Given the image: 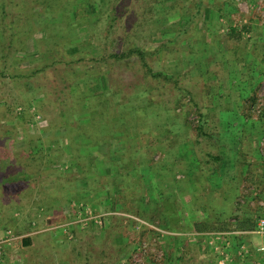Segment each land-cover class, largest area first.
<instances>
[{
  "label": "rangeland",
  "instance_id": "1",
  "mask_svg": "<svg viewBox=\"0 0 264 264\" xmlns=\"http://www.w3.org/2000/svg\"><path fill=\"white\" fill-rule=\"evenodd\" d=\"M161 1L0 0V126L13 130L11 141H1L0 229L45 231L41 264L77 254L73 239L55 229L71 202L120 215L87 234L113 242L130 237L126 260L115 254L100 264H130L143 233L124 222L125 214L158 226L177 219L193 229L195 222L218 227L235 215L242 219L246 206L254 217L264 213L256 206L264 200V110L250 114L251 98L264 102V0H227L222 13L223 0ZM221 14L224 21L216 19ZM228 25L237 33L228 35ZM206 29L219 34L207 39ZM199 43L204 54L197 55ZM132 48L145 51V61L112 58ZM261 77L245 101L250 116L234 117V108H242L239 95L250 93L247 78ZM102 95L106 112L119 120L103 124L100 135L89 114L101 109ZM31 112L41 117L29 127ZM209 154L227 160L222 177L208 169ZM189 168L194 176L187 183ZM247 187L254 191L245 193ZM18 244L0 264H31L42 253L39 243Z\"/></svg>",
  "mask_w": 264,
  "mask_h": 264
},
{
  "label": "crops",
  "instance_id": "2",
  "mask_svg": "<svg viewBox=\"0 0 264 264\" xmlns=\"http://www.w3.org/2000/svg\"><path fill=\"white\" fill-rule=\"evenodd\" d=\"M236 15H239V14L234 13L231 16H233V18H235ZM206 17H208V16L203 17L205 21H207V20L212 21L213 20L211 17L210 18H206ZM217 17L219 19H217ZM249 17H250L249 18V20H250L249 24H251L253 22V21H251V19H253V18L251 16H249ZM224 18H225V15H223V14L216 16V19L218 21H224ZM226 33H228V35H233V34H230V32L228 30H226ZM218 34H219V32L217 33V30H209V29H206V31H203V33H202V35L205 36L207 39H208V36L209 37H215ZM230 37H232V36H230ZM207 39H206V41H208V44H209L210 40H207ZM213 44H214V46L217 47V45L214 42H213ZM201 47H202V45H201V43H199L197 55H199V53L204 54V52H202L204 50L201 49ZM231 47H236V45L234 43H232ZM205 54H206V52H205ZM260 69H262V68H260ZM251 73H252V71H251ZM239 76H242V75L239 74L238 76H235L236 78H234V85L236 83H238V81H240L238 79ZM254 76L252 78L256 79V78H254ZM253 79L251 81H249V79L247 78V81L245 83L247 84L248 87L249 86L251 87V89L249 91L250 93L245 98H241L242 93L239 95L238 100H239L242 108H237V107L234 108V117L240 116V117L248 118V116H250V115H248L247 104H245V101L248 100L250 98V95L255 92V89H256L255 85L262 84L264 81L262 79V77L257 78V80H253ZM234 99L236 100L235 97H234ZM239 167H240V165H239ZM71 203H73V202H71ZM71 203L68 206V211H66L67 213L65 215V223H68V222H70V220H73V218L77 217V213H78L77 205L79 202L76 201L73 204H71ZM81 203H83V202H81ZM85 205L90 206V208H92L94 211H96L98 213L107 214L106 218H104V223L101 226L94 224V223H91L88 225L76 224V225H73L70 227L72 238H69V239H73V241L70 243H72L75 247H77V254H75L74 256L72 255L71 258L68 257L69 261L67 260L68 262H63L62 264H100L101 262L106 263L107 261L115 258L114 257L115 254H117L115 259L118 258V260H120V259L126 260L125 257L127 254L125 253L124 248L127 246L128 242H129V238H130V237H127V235L125 237L128 238V242H126L127 240L124 237L123 238L118 237V240H117L118 242L116 240H114V242H113V241H111L112 239L110 240L107 237L106 238L104 237L103 239H100L96 236H95V238L89 237L90 233L92 232L90 227L93 228V231L97 230V228H103L105 226V224H107L110 217H119L120 215H118L116 212H112V211H100L97 208H95L94 206L87 204V203H85ZM48 222H53L51 217H48ZM124 222L128 223L129 221L124 219ZM65 223H63V224H65ZM35 224L33 223L34 227L36 226ZM133 224L135 226L134 228L137 229L138 225L135 222H133ZM11 231H13V230H11ZM44 232L31 231L25 235H21V234H17L14 231L13 232L14 235L18 236V238L16 241L12 242L10 245H7L5 247V249L3 250L1 259L4 258V255H6V253L8 255V252H7L8 249L15 248L17 245L19 247V244H18L19 241L21 244L20 245L21 249L31 248L33 245L35 246V243H39L37 245V247L39 249V252L42 251V253H38L37 255L33 256L32 258H29L28 261H30L31 264H41L42 262L45 261V258L43 257V249H44L43 241L44 240L47 241V239H46V237L40 239L39 236H40V234H42ZM173 233H178L179 235L165 236L164 238L161 239L162 247H164V244H165V246L167 248V249L164 248V250L166 252V264H210V263L218 264V260H219L218 253L214 250V248L212 246H208V245H210V237L207 235L209 233L195 232L194 230H191V229H189V231H187V232H173ZM77 234H79L81 236L83 235V238H79L81 236H79ZM87 234H89V235H87ZM63 236H64V238H67L65 236L64 232H63ZM24 238H31L32 245L29 247H24L22 245V240ZM81 239H83L86 243L83 242ZM254 239H255L254 237H246V238H243V237L234 238L233 237V242L236 244H239L242 241H248V243L250 244V240H251V242H252L251 245L255 246L258 243H254ZM77 240H79V242H77ZM80 241L83 242V243L82 242L81 243L84 246H87L88 250L86 251V253L83 252V254H82L80 248L83 246L80 243ZM195 245L198 247V254H196V255H195V248L193 247ZM56 249H57V251H59V253L61 255L64 253V248L63 249L61 248V250H60L57 247ZM229 252L231 253V256H232V261L229 264H259L261 261V258L256 254H253L251 257H246V258H239L237 256L234 257V254L236 252V246H234V244H232L231 248L229 249ZM20 258L19 259L16 258V261L18 262L20 260ZM1 259H0V261H1ZM98 260H100L99 263H97Z\"/></svg>",
  "mask_w": 264,
  "mask_h": 264
},
{
  "label": "built area",
  "instance_id": "3",
  "mask_svg": "<svg viewBox=\"0 0 264 264\" xmlns=\"http://www.w3.org/2000/svg\"><path fill=\"white\" fill-rule=\"evenodd\" d=\"M263 107L264 102L262 98H257L255 103L251 104L250 112L255 116H259L264 110ZM37 119H39L38 116ZM190 120L193 123L198 124L199 116L195 113H192ZM260 149L264 151V138H262L260 141ZM249 191L253 192L254 189L249 190V187H247L245 189V193H249ZM243 202V198H238L237 204L241 205ZM256 206L264 211V200H258L256 202ZM77 209L78 213L76 218H73V220H70V222L59 225L55 228L62 229V231L70 238H72L70 231L71 226L76 224L88 225L91 223L101 226L103 225L104 218H106L107 215L98 213L90 208V206L83 203L78 204ZM122 216L135 222L138 225L137 230L141 231L144 228L147 230V233L150 234L143 238H139L134 252L131 255L130 264H148L150 261L156 263L162 262L166 258V252L162 247L161 239L165 236L179 234L166 231L156 224L147 222L133 215L125 214ZM236 221V218L231 220L232 227L229 231H219L207 234L210 237V246H212L219 255L218 264H228L232 261V256L229 252L232 244L236 246L234 257L237 256L239 258H246L256 253L261 258L262 264H264V214L254 217V226L252 229L239 230L236 228ZM254 236L260 239V243L256 244L255 246L251 245V240L250 244L248 241H242L239 244L233 242V237L246 238ZM17 238L18 236L14 235L11 230L0 229V259L2 257L4 247L10 245L12 242L17 240Z\"/></svg>",
  "mask_w": 264,
  "mask_h": 264
},
{
  "label": "trees",
  "instance_id": "4",
  "mask_svg": "<svg viewBox=\"0 0 264 264\" xmlns=\"http://www.w3.org/2000/svg\"><path fill=\"white\" fill-rule=\"evenodd\" d=\"M158 1V3H163V1H161V0H157ZM227 4V0H223V2H221V5H220V8H218V11L219 12H221L222 13V11L224 10V6ZM230 19V18H229ZM228 27H229V30H230V34H236L237 32V28L236 27H232V26H230V25H228ZM132 55H136V56H138L142 61L144 60L145 61V57H146V53H145V51H143L142 49H140V48H132V49H130L129 50V52L125 55H120L119 56V54H114V55H112V58H114V59H116V60H120V59H122V57L124 56V57H126V56H132ZM103 96L104 95H102V96H100V104H102L101 106H100V110H98V111H94V113L91 115V114H89L90 116L89 117H91V118H95L94 120H93V124L94 125H92V126H94V127H96V126H98L99 128H100V132L98 133V134H100L101 135V133H102V129H101V126L104 124L105 126L106 125H108V124H116L117 123V120H119L118 118H113L114 116H113V111L111 112V113H108L109 112V108H108V106H107V101H108V99H106V98H103ZM92 101H93V99H91ZM251 103H253V102H255V99H254V97L253 98H251ZM113 105V104H112ZM116 107V109L117 110H120V109H122V107H117V106H115ZM77 109V108H76ZM94 109V108H93ZM108 110V112H106ZM18 111H20V114L21 115H24L25 113H26V111L27 110H25V108L24 109H22V110H18ZM78 111V110H77ZM22 112V113H21ZM91 112V111H90ZM93 112V111H92ZM121 112L123 113V112H125L124 111V108L121 110ZM131 113V112H130ZM31 116H32V118H31V124H29L30 126L29 127H31V125H33V123H35L36 122V119H37V116L38 117H41L40 116V113L38 112H31ZM106 116H107V120H105L106 119ZM77 117V116H76ZM108 118L109 119H113V120H108ZM2 129H4V127H2V126H0ZM41 127H43L44 128V126L42 125ZM30 129V128H29ZM199 130H202V126H200L199 127ZM12 131L13 130H9V129H4V130H2V131H0V134H2V133H4V132H6V133H8V135H0V138H1V140H0V156H2L1 158H6V154H5V150L4 149H2L1 147H2V144H1V141L2 140H4V139H10L9 137H10V135L12 134ZM31 131H34L33 129L31 130ZM89 136H90V134H89ZM93 140H95V138L93 139ZM10 141H11V139H10ZM95 142V141H94ZM14 149H13V147H12V151H13ZM5 155V156H4ZM31 155V154H30ZM209 157L211 158V161L210 162H208V163H212V166H210V167H208V169H210L211 171H212V176L213 175H216V174H219V172H222L221 173V177H222V175L225 173V171L227 170V167H226V163H227V160L225 159V158H223V156L222 155H211V154H209ZM0 158V159H1ZM28 159H30V158H28ZM31 160V159H30ZM1 164V163H0ZM149 166H150V169L152 170V169H154L153 168V165H150L149 164ZM193 176H194V172L192 171V170H190V168H189V170H187V172H186V177H187V183H189V182H191L192 181V179H193ZM150 180V179H149ZM151 181V180H150ZM144 182H145V179H144ZM186 183V184H187ZM147 185V184H146ZM81 202H79L78 204H80ZM85 204V203H84ZM235 209V208H234ZM236 211H238V212H240V209L239 208H236L235 209ZM243 211V214L245 215L242 219H240V218H238V216H236L235 215V217L234 218H236V228L237 229H239V230H247V229H252L253 228V226H254V212L252 211V210H250L249 208H248V206H246V207H243V209H242ZM256 212V211H255ZM257 214V213H256ZM260 214V213H259ZM262 214H264V213H262ZM247 215V216H246ZM124 219H126L127 221H130V222H132L131 220H129V219H127V218H124ZM195 224H197L196 226H195V228H193V229H191V230H194L195 232H201V233H212V232H219V231H229L230 229H231V227H232V223H231V220H229V221H223L222 223H221V225L220 226H218V227H216V226H212V225H209L208 223H199V222H195ZM160 228H162V229H164V230H166V231H169V232H187V231H189V228H185V227H183V226H180V223L177 221V219H175L174 221H173V223H172V225L171 224H167V223H164L163 225H161V226H159ZM142 235L140 236V237H144V235L147 233V230H145L144 228L141 230V232H140ZM22 245L24 246V247H29V246H31L32 245V240H31V238H24L23 240H22Z\"/></svg>",
  "mask_w": 264,
  "mask_h": 264
}]
</instances>
